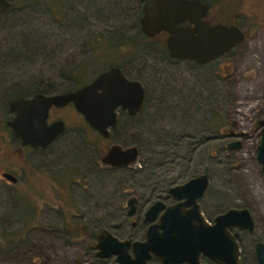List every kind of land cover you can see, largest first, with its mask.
Returning a JSON list of instances; mask_svg holds the SVG:
<instances>
[{"label":"rangeland","instance_id":"obj_1","mask_svg":"<svg viewBox=\"0 0 264 264\" xmlns=\"http://www.w3.org/2000/svg\"><path fill=\"white\" fill-rule=\"evenodd\" d=\"M46 4L50 10L35 0H13L0 15L5 122L11 117L5 100L16 96L10 91L42 81V91L49 92L52 81L61 93L115 65L141 83L146 102L136 117L120 118L110 136L99 140L85 136L77 117L62 109L72 130L38 152L20 148L0 128V173L18 179L12 185L0 177V264H115L97 258L95 246L104 229L121 239L133 235L130 220H123L128 195L148 183H184L204 173L205 215L231 208L252 214L256 228L244 236L241 257L242 264H254L247 248L264 243V173L256 160V123L264 119V0L212 1L210 18L239 23L246 40L205 66L170 60L160 38L145 37L136 0H75L71 13L58 12L55 1ZM220 62L227 65L223 79L216 77ZM73 71H82V84L66 79L76 77ZM229 131L245 136L231 139ZM237 141L239 148H226ZM115 144L139 148L133 173L101 167L100 158Z\"/></svg>","mask_w":264,"mask_h":264},{"label":"water","instance_id":"obj_2","mask_svg":"<svg viewBox=\"0 0 264 264\" xmlns=\"http://www.w3.org/2000/svg\"><path fill=\"white\" fill-rule=\"evenodd\" d=\"M141 31L148 37L160 32L168 34L166 49L170 58L192 61L199 65L210 63L243 44L246 36L238 26L214 24L207 20L208 6L199 0H141ZM11 7L7 0H0V10ZM188 22L189 26L177 27ZM192 25V27L190 26ZM146 101L145 89L139 81L126 79L123 71L112 66L100 73L92 82L75 92L54 96L36 94L32 99L17 98L9 104L15 113L9 127L22 145L45 147L64 131L61 121L47 125L48 110L73 104L85 122L101 136L107 137L109 130L118 124L117 111H126L134 116L140 112ZM264 125V121L259 123ZM240 142L227 146L237 149ZM137 147L122 149L112 145L101 159V163L113 167H129L137 162ZM256 160L264 173V128L261 130L256 147ZM3 177L15 183L10 174ZM209 180L208 175L189 179L184 184L171 189L178 199H185L181 207L167 208L157 223H152L161 206L151 208L146 214V222L151 223L144 241H121L106 229L97 237L96 257H115V264H148L154 257L158 264H203L200 256H205L215 264H239V249L229 229L253 232L255 223L247 209H230L214 219V226H207L199 210L197 201L204 196ZM132 200L127 206L133 215ZM256 264H264V244L255 245Z\"/></svg>","mask_w":264,"mask_h":264},{"label":"flooded vegetation","instance_id":"obj_3","mask_svg":"<svg viewBox=\"0 0 264 264\" xmlns=\"http://www.w3.org/2000/svg\"><path fill=\"white\" fill-rule=\"evenodd\" d=\"M10 4H11V7L8 9V10H6V11H1L0 10V15H3V14H5V13H8L11 9H12V6H13V0H7ZM26 2H28L29 0H25ZM46 1L47 0H35V4H42L45 8H47V9H49V7H47L46 5ZM49 1V0H48ZM55 1V3L57 2V6H56V9H57V11L58 12H62L63 11V9H65L66 8V10H67V13H71V12H74V9H75V7H74V1L75 0H50V3H53ZM137 1V3H138V6L137 5H135L136 7V9H137V12H138V14H139V17H138V24L140 25V19H141V17H142V5H143V3H142V1L141 0H136ZM199 1H201V3L202 4H204V5H207L208 6V12H207V16H206V20L211 24V25H214V24H223V25H227V26H231V25H235V26H238V25H236V24H234V23H236V22H228V23H224V22H222V21H220V20H217V22L216 21H213L211 18H210V12H211V9H212V1L213 0H199ZM50 10V9H49ZM95 11H97L96 9H95ZM56 19V18H55ZM70 19H72V18H70ZM73 20V19H72ZM71 24H73L74 25V23L73 22H70ZM186 26H189V24H188V22H181V23H178L177 24V27L178 28H180V27H186ZM191 27H192V25H190ZM239 27V26H238ZM240 29H242L243 30V32H244V34H245V36H246V32H245V30L242 28V27H239ZM140 29H141V25H140ZM142 32V31H141ZM143 34V33H142ZM144 35V34H143ZM145 36V35H144ZM146 37V36H145ZM167 37H168V34L166 33V32H160V33H158V34H156L154 37H151V39L153 38V39H155V38H160L163 42H164V44H165V47H166V40H167ZM148 38V37H147ZM242 45V44H241ZM241 45H239V46H241ZM239 46H237V47H235L234 49H236V48H238ZM167 50V49H166ZM233 50V49H232ZM231 51V50H230ZM229 51V52H230ZM167 53H168V51H167ZM228 53V52H227ZM226 54V53H225ZM224 54V55H225ZM224 55H221L220 57H218L217 59H215L214 61H212V62H210V63H207V64H204V65H199V64H197V63H195V62H192V61H187V62H192V63H194V64H196L197 66H205V65H210V64H213L214 62H217V60H219V58H221V57H223ZM168 58L170 59V60H179V61H186V60H183V59H173V58H170V56H169V54H168ZM117 67H119V66H117ZM120 68V67H119ZM225 68H227V65H226V62H220L218 65H217V72H216V77H219L220 76V79H223L224 77H225V75L223 74V73H221V71H223ZM121 70H122V68H120ZM123 71V74H124V76L126 77V79H128V80H132V81H137V80H135V79H133V78H130V77H128L127 75H126V73L124 72V70H122ZM221 74H220V73ZM72 75H74V73L72 72ZM42 79V78H41ZM53 80H57L58 79V77H53L52 78ZM51 79V80H52ZM66 79H68V80H71V79H74V76H66ZM228 80V79H227ZM93 81V80H92ZM91 81V82H92ZM36 83V82H35ZM35 83H31V86H29V87H26L25 89H24V91L22 90H20V91H17V90H15V91H10V94H8V95H11V97L13 96V95H16V96H14V97H12V98H8V96H7V99L5 100V107L7 108V111L5 110V112H6V114H9V115H11V117L9 118V120L8 121H4L5 119H3V117H1V115H0V118H1V120H0V128H2V130H3V127H5L7 130H8V132H9V137H12L14 140H16V141H18V143L20 144V148H23L24 150H26V151H28V152H38V151H43V150H46V149H48V148H50V147H52V146H54V144L56 143V142H58V140L62 137V136H64L67 132H69L70 130H72V129H68V127H67V124H66V120H64L60 115V110H62V109H65V108H69L70 109V115L72 114V115H74V116H76L77 117V119H78V122L80 123V127H82V129L84 130V132H85V136H88V135H91V136H94L96 139H100V137L101 138H108L109 136H110V131L111 130H113V129H111V130H109V134H108V136L107 137H103V136H101L97 131H95L94 129H92L86 122H85V120H84V118H83V116L80 114V113H78L76 110H75V108H74V106H73V104H68V105H66V106H64V107H61V108H58V107H55V106H51L50 108H49V110H48V116H47V125H51V124H53V123H56V122H59V121H61L62 123H63V125H64V131H63V133H61L59 136H57L55 139H54V141H52L49 145H47V146H45V147H31V146H29V145H22L21 144V142L17 139V138H15L14 137V135H13V133H12V131H11V129H10V127H9V123L12 121V119L14 118V116H15V113L13 112V111H11L10 110V108H9V104L13 101V100H15V99H17V98H23V99H26V100H29V99H32L36 94H42V95H45V96H54V95H60V94H65V93H69V92H75V91H77V90H79L80 88H82L83 86H80V87H77L75 84H73L72 85V87L71 88H68V90H66V91H64V92H61V93H58L56 90H57V85H58V83L59 82H52L51 81V86H50V90L51 91H42L43 89H42V81H39V82H37L36 84ZM231 82L230 81H227V86L230 84ZM34 84H35V86H34ZM89 84V83H88ZM88 84H86V85H88ZM85 86V85H84ZM221 88H223V87H221ZM229 88V87H228ZM13 90V89H12ZM145 93H146V91H145ZM146 95H147V93H146ZM6 96V95H5ZM146 102V101H145ZM145 105V104H144ZM142 111V110H141ZM140 111V112H141ZM140 112H138L137 114H135L134 116H131V115H129L126 111H121V110H118L117 111V119H118V124H117V126L119 125V122H120V118H126V119H128V120H132L134 117H136ZM3 119V120H2ZM262 121H264V119H261V120H258L257 121V130H259V134H258V136H259V139H260V133H261V130L264 128V125H262V126H260L259 125V123L260 122H262ZM116 126V127H117ZM115 127V128H116ZM73 128V127H72ZM114 128V129H115ZM8 134V133H7ZM225 136H227L228 138H231L232 139V137H243V136H245V134L244 133H239L238 135H236V134H234V132H228ZM231 143H234V142H230L229 144H231ZM229 144H227L226 145V148H227V146L229 145ZM241 144V143H240ZM115 145H118V144H115ZM120 147H122V149H126V148H129V147H136V146H122V145H119ZM138 148V147H137ZM228 149V148H227ZM138 150H139V148H138ZM230 150V149H229ZM107 153V152H106ZM105 153V154H106ZM104 154V155H105ZM103 155V156H104ZM139 155H140V151H139ZM103 156L100 158V164H101V167L104 169V170H106V169H110V170H112V171H129V173H133L132 172V170H129L130 169V166L129 167H124V168H113V167H109V166H106V165H104V164H102L101 163V159L103 158ZM97 158V157H96ZM95 166H96V164H95ZM94 166V168H96ZM100 170V169H99ZM88 171V170H87ZM99 172V171H98ZM100 173V172H99ZM3 174H10V173H7V172H1L0 173V177H1V179L2 180H4L6 183H10V184H12V185H15V184H17L18 183V179L14 176V175H12V174H10V175H12L15 179H16V182L15 183H11L10 181H8L7 179H5L4 177H3ZM205 174V173H204ZM204 174H200V175H204ZM200 175H198V176H200ZM207 175V174H206ZM195 177H197V176H195ZM194 178V177H193ZM208 180H209V176H208ZM188 181V180H187ZM185 183V182H184ZM184 183H167V182H154V183H148V184H146V185H144L143 186V188H141V189H139V191H135V192H133V193H130L128 196H129V198H128V200H127V202H126V206H127V203H128V201H130V200H132L133 199V201H132V208H133V215L132 216H129L128 215V211L131 209L130 207H128L127 206V211H126V217H123V220L124 221H128V219L130 220V222H131V226H132V229L134 230L133 232V235H131V236H129V237H127V238H125V239H121V238H118L115 234H113V233H111L110 231V234L112 235V236H114L115 238H117V239H119V240H121V241H130V242H135V241H138V242H141V241H144V239H145V234H146V230H147V228H148V226L151 224V223H149V222H146V214H147V212L151 209V208H153V207H156V206H161L160 207V209L156 212V214H155V216H154V219H153V221H152V223H157L158 222V220L160 219V217H161V215L163 214V212L167 209V208H172V207H175V206H177L178 207V210H179V212H185V211H187L188 209H189V207L188 206H184V207H181V204L182 203H184L186 200L185 199H178V198H176V197H174V195L171 193V189L172 188H175V187H177V186H180V185H182V184H184ZM58 185V183L57 184H55V186H57ZM124 184L123 183H119L118 184V187H119V189L118 190H122L123 188H122V186H123ZM208 187H209V183H208V186H207V189H206V191H205V193H204V196L202 197V198H200L198 201H197V203H198V206H199V210H200V212H201V214H202V217H203V219H204V222L206 223V225L207 226H209V227H211V226H214V224H215V222H214V219L217 217V216H219V215H221V214H223V213H225L226 211H228V210H230V209H228V210H226V211H224V212H222V213H217V214H215L214 216H213V214H210V215H205L204 213H203V210H202V208H201V201H202V199L205 197V195H206V192H207V190H208ZM120 192H122V191H120ZM121 196H123V199H125V197H127V195L126 194H124V193H121ZM114 197H120V194L118 195V193H116L115 195H114ZM231 209H235V208H231ZM242 208H240V209H238V210H241ZM243 209H245V208H243ZM248 210V209H247ZM249 211V210H248ZM250 212V211H249ZM251 216H252V214H251ZM253 218V217H252ZM253 221H254V219H253ZM254 223H255V221H254ZM255 228H256V224H255ZM254 231H255V229H254ZM253 231V232H254ZM229 232L233 235V236H235L236 234L238 235V237L236 238V242H237V245H238V249H239V264H242V249H243V247H242V243H243V240H244V236H246L247 234H252L253 232H248V231H239L238 229H229ZM141 235V238H137V235ZM253 242V241H252ZM259 242H261V241H259ZM256 243H258V242H253L252 244H251V246H249L247 249H248V251H251V250H253V261H254V264H256V257H255V245H256ZM261 243H263V242H261ZM97 244V243H96ZM264 244V243H263ZM109 258H113L114 259V261H115V257L114 256H109V257H107L106 259H101V260H107V259H109ZM199 261H200V263H203V264H215L214 262H212L211 260H209L207 257H205V256H200V258H199ZM148 264H158V261L154 258V257H152V259L148 262ZM182 264H186V263H182Z\"/></svg>","mask_w":264,"mask_h":264},{"label":"trees","instance_id":"obj_4","mask_svg":"<svg viewBox=\"0 0 264 264\" xmlns=\"http://www.w3.org/2000/svg\"><path fill=\"white\" fill-rule=\"evenodd\" d=\"M234 24H236V25H238L239 27H241V25H240L239 23H237V22L234 23ZM87 60H88V59H85V61H87ZM85 61H84V62H85ZM84 62H83V63H84ZM115 66H117V65H115ZM83 67H84V66H83ZM82 70H83V69H82ZM73 72H74V75H76V77H74V78H76L77 81H76L75 79H74V80H75V82L77 83V85L82 84V83H81V79L79 78L80 76L77 75V74H79V73L82 72V71H76V72L73 71ZM95 74H96V73H95ZM83 83H84V82H83ZM24 210H27V209H24ZM27 211H28V210H27Z\"/></svg>","mask_w":264,"mask_h":264},{"label":"bare ground","instance_id":"obj_5","mask_svg":"<svg viewBox=\"0 0 264 264\" xmlns=\"http://www.w3.org/2000/svg\"><path fill=\"white\" fill-rule=\"evenodd\" d=\"M261 201V200H260ZM264 212V211H263Z\"/></svg>","mask_w":264,"mask_h":264}]
</instances>
